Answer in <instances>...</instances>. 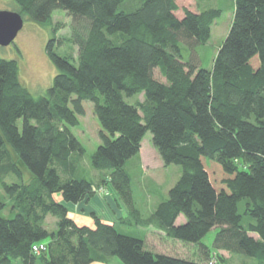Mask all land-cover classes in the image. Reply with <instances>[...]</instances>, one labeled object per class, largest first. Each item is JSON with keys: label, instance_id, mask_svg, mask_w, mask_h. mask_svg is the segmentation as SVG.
Instances as JSON below:
<instances>
[{"label": "trees", "instance_id": "trees-1", "mask_svg": "<svg viewBox=\"0 0 264 264\" xmlns=\"http://www.w3.org/2000/svg\"><path fill=\"white\" fill-rule=\"evenodd\" d=\"M13 1L22 17L51 27L46 53L56 72L45 92L33 96L20 79L18 59L0 57V186L12 213L0 215V264H90L113 257L122 264H222L217 250L264 264V0H234L210 69L196 48L209 40L221 14L214 5ZM56 9L71 17L67 36H55ZM56 42L76 46V56L55 52ZM140 94L143 101L128 100ZM84 100L92 102L100 126L91 167L108 173L139 227L155 226L169 238L197 244V260L154 252L142 238L94 215V227L78 225L54 199L59 192L64 202L77 204L94 192L81 170L86 150L70 129L85 113ZM147 132L163 164L179 165L181 172L167 197L143 217L124 167ZM8 172L13 182L3 179ZM6 206L0 200V213ZM48 215L55 217L53 230ZM212 228L211 248L201 239ZM38 244L44 248L37 253L32 247Z\"/></svg>", "mask_w": 264, "mask_h": 264}, {"label": "rangeland", "instance_id": "rangeland-1", "mask_svg": "<svg viewBox=\"0 0 264 264\" xmlns=\"http://www.w3.org/2000/svg\"><path fill=\"white\" fill-rule=\"evenodd\" d=\"M177 1V0H176ZM201 5H214L221 9V14L211 25L209 40L196 48L201 65L207 69L212 67L213 59L218 48L223 42L233 18L234 0H199ZM179 5L185 4L191 8L195 6L192 0H178ZM19 6L13 0H0V10L18 11ZM71 17L66 11L56 9L51 14V25H57L58 30L55 36H67L70 34ZM52 37L50 26H45L30 21L23 16V26L17 33L14 40L6 45H0V57L6 59H18L20 79L26 85L33 96L41 95L50 86L56 69L46 53V44ZM55 52L63 54L69 52L76 56V46L64 44L59 46L57 42L54 46ZM19 51V53H18ZM154 76L160 80L163 78L158 71H154ZM136 98V99H135ZM128 100L143 101L142 94L131 96ZM84 115L79 116L78 124L70 127L72 133L82 143L86 152L81 161V170L92 183L93 195L83 201L73 204L64 202L61 193L53 195L56 201L67 205L69 215L78 225L94 227V217L101 221L115 225V227L131 236L140 237L144 240L147 248L154 252L168 255L198 259V245L184 243L178 239L169 238L155 226L139 227L131 218L127 207L119 197L118 193L108 182V173L93 169L89 162V156L99 144L98 132L99 123L93 111V104L90 101L82 102ZM21 120H18V127L21 128ZM10 150L11 160L21 169L23 180L29 182L31 175L17 159L14 152ZM136 159L126 162L124 171L129 177L134 204L143 217L149 216L156 204L167 197L171 186L180 175L181 167L176 164L165 166L158 153L151 144V134L147 132L141 142V149ZM6 182H13L16 177L8 172L3 178ZM0 200L6 203V208L0 213L1 216L10 217L12 213L9 208V198L0 186ZM183 217H179L177 222H182ZM46 226L49 230L55 229V217H46ZM216 228L209 230L201 241L212 248V240ZM216 251V250H215ZM224 258L222 264H260L252 257L243 254H234L226 250H217ZM90 264H122L113 257L106 262H92Z\"/></svg>", "mask_w": 264, "mask_h": 264}, {"label": "water", "instance_id": "water-1", "mask_svg": "<svg viewBox=\"0 0 264 264\" xmlns=\"http://www.w3.org/2000/svg\"><path fill=\"white\" fill-rule=\"evenodd\" d=\"M23 26V17L17 11L0 10V45L10 44Z\"/></svg>", "mask_w": 264, "mask_h": 264}, {"label": "built area", "instance_id": "built-area-1", "mask_svg": "<svg viewBox=\"0 0 264 264\" xmlns=\"http://www.w3.org/2000/svg\"><path fill=\"white\" fill-rule=\"evenodd\" d=\"M33 250L35 251V252H39L40 250H42L43 248H44V245L43 244H38V245H33Z\"/></svg>", "mask_w": 264, "mask_h": 264}, {"label": "crops", "instance_id": "crops-1", "mask_svg": "<svg viewBox=\"0 0 264 264\" xmlns=\"http://www.w3.org/2000/svg\"><path fill=\"white\" fill-rule=\"evenodd\" d=\"M140 149H141V147H140ZM138 154H139V153H138ZM138 154H137V155H138ZM137 155H136V156H134V157H132V158H131V159H129L128 161H130V160H132V159H136V158H137ZM128 161H127V162H128ZM66 207H67V205H66ZM67 208H68V207H67Z\"/></svg>", "mask_w": 264, "mask_h": 264}]
</instances>
